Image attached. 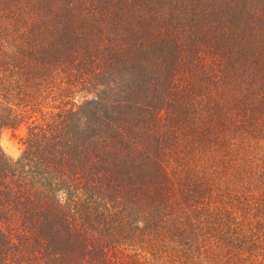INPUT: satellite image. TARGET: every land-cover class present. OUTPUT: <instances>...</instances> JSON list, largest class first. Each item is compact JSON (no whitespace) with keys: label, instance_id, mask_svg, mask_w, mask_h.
<instances>
[{"label":"trees","instance_id":"trees-1","mask_svg":"<svg viewBox=\"0 0 264 264\" xmlns=\"http://www.w3.org/2000/svg\"><path fill=\"white\" fill-rule=\"evenodd\" d=\"M0 264H264V0H0Z\"/></svg>","mask_w":264,"mask_h":264},{"label":"rangeland","instance_id":"rangeland-1","mask_svg":"<svg viewBox=\"0 0 264 264\" xmlns=\"http://www.w3.org/2000/svg\"><path fill=\"white\" fill-rule=\"evenodd\" d=\"M25 134L23 127L18 129H3L0 133V146L11 160H16L21 152V139Z\"/></svg>","mask_w":264,"mask_h":264}]
</instances>
